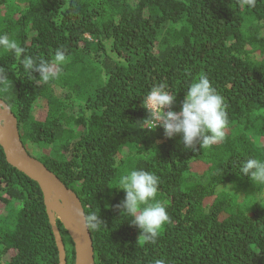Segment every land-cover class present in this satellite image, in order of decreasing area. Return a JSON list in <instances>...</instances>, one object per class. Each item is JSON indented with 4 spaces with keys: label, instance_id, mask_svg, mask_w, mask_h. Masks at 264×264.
Here are the masks:
<instances>
[{
    "label": "trees",
    "instance_id": "16d2710c",
    "mask_svg": "<svg viewBox=\"0 0 264 264\" xmlns=\"http://www.w3.org/2000/svg\"><path fill=\"white\" fill-rule=\"evenodd\" d=\"M5 33L25 53L0 50L12 84L0 99L27 151L41 150L34 157L85 213L100 215L103 227L90 229L95 264H264V203L255 198L264 186L240 172L247 159L264 160V0H0ZM59 48L67 58L55 80L28 76L23 56L50 61ZM202 75L226 104L223 141L193 150L182 134L146 129L153 86L165 83L179 112ZM133 169L160 180L156 199L170 222L155 242L117 207L119 179ZM57 226L75 264L69 232ZM0 264H60L43 192L1 145Z\"/></svg>",
    "mask_w": 264,
    "mask_h": 264
},
{
    "label": "clouds",
    "instance_id": "9594fccd",
    "mask_svg": "<svg viewBox=\"0 0 264 264\" xmlns=\"http://www.w3.org/2000/svg\"><path fill=\"white\" fill-rule=\"evenodd\" d=\"M0 50L12 52L17 58L25 53V48L6 33L0 34ZM66 58V51L59 48L50 61L25 55L21 64L30 78L34 79L32 73L37 72L39 78L35 80L48 83L58 77V68ZM3 73L4 69L0 68V91H7L12 84ZM166 88L165 83L153 86L143 99V107L148 112V118L143 121L146 129L162 127L168 138L182 134L185 148L193 150L196 145L205 149L224 140L229 125L226 104L206 75L188 85L179 112L164 111L165 108L171 109L176 101V96ZM5 124L6 121L0 119V127ZM240 172L250 175L255 185L264 186V160L249 158L240 165ZM159 183L156 174L133 169L120 177L117 187L125 193L124 200L117 206L123 210L121 215L131 217V224L141 230L140 238L148 242H155L163 227L170 222L166 206L156 199ZM76 214L81 215L79 209ZM83 219L88 229L103 227L100 215L95 211L83 213ZM155 264H166V261L156 259Z\"/></svg>",
    "mask_w": 264,
    "mask_h": 264
},
{
    "label": "water",
    "instance_id": "95a60500",
    "mask_svg": "<svg viewBox=\"0 0 264 264\" xmlns=\"http://www.w3.org/2000/svg\"><path fill=\"white\" fill-rule=\"evenodd\" d=\"M0 119L6 121L0 127V145L4 149L7 162L40 186L52 231L59 250L60 264L67 263V252L64 239L57 226L59 220L69 232L75 248V264H95V252L90 229L85 227L81 200L75 192L69 189L52 171L39 159L32 156L21 140L19 123L10 106L0 99ZM54 205L58 212L65 215L68 224L56 217L50 209ZM79 209L81 215L76 214Z\"/></svg>",
    "mask_w": 264,
    "mask_h": 264
},
{
    "label": "rangeland",
    "instance_id": "374dc122",
    "mask_svg": "<svg viewBox=\"0 0 264 264\" xmlns=\"http://www.w3.org/2000/svg\"><path fill=\"white\" fill-rule=\"evenodd\" d=\"M60 93V92H59ZM42 151L41 150H33L32 151V154L34 155V156H36L37 158H39L41 155H42ZM226 190L227 191H234V189L233 188H231V187H226ZM244 198V196L243 195H241V199H243ZM256 199H257V201L259 200L260 202H262V203H264V195H261V196H258V197H255ZM258 201V202H259ZM2 213H4V212H2Z\"/></svg>",
    "mask_w": 264,
    "mask_h": 264
},
{
    "label": "bare ground",
    "instance_id": "6f19581e",
    "mask_svg": "<svg viewBox=\"0 0 264 264\" xmlns=\"http://www.w3.org/2000/svg\"><path fill=\"white\" fill-rule=\"evenodd\" d=\"M50 209L56 214V217H59V218L64 222L65 225L68 224L65 215H63V213H61V212H58V211L55 209L54 205H50Z\"/></svg>",
    "mask_w": 264,
    "mask_h": 264
},
{
    "label": "built area",
    "instance_id": "2783aa9c",
    "mask_svg": "<svg viewBox=\"0 0 264 264\" xmlns=\"http://www.w3.org/2000/svg\"><path fill=\"white\" fill-rule=\"evenodd\" d=\"M169 110H171V109H168V108H165V109H164L165 112H167V111H169Z\"/></svg>",
    "mask_w": 264,
    "mask_h": 264
}]
</instances>
